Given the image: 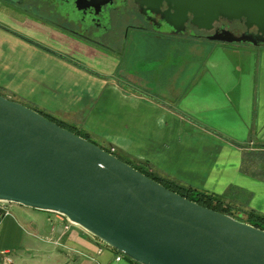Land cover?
I'll use <instances>...</instances> for the list:
<instances>
[{
    "label": "crops",
    "instance_id": "1",
    "mask_svg": "<svg viewBox=\"0 0 264 264\" xmlns=\"http://www.w3.org/2000/svg\"><path fill=\"white\" fill-rule=\"evenodd\" d=\"M154 41L170 48L133 53ZM179 43H128L126 57L0 0V89L133 164L264 215V44L197 38L186 69ZM118 253L63 217L0 215V264H134Z\"/></svg>",
    "mask_w": 264,
    "mask_h": 264
},
{
    "label": "water",
    "instance_id": "2",
    "mask_svg": "<svg viewBox=\"0 0 264 264\" xmlns=\"http://www.w3.org/2000/svg\"><path fill=\"white\" fill-rule=\"evenodd\" d=\"M161 0H157L159 2ZM198 28L255 27L208 39L264 44V0H165ZM0 202L54 212L137 264H264V230L202 206L115 154L0 94Z\"/></svg>",
    "mask_w": 264,
    "mask_h": 264
},
{
    "label": "flooded vegetation",
    "instance_id": "3",
    "mask_svg": "<svg viewBox=\"0 0 264 264\" xmlns=\"http://www.w3.org/2000/svg\"><path fill=\"white\" fill-rule=\"evenodd\" d=\"M9 7L45 20L90 44L122 51L125 45L151 38L174 39L184 35L206 38L227 30L235 36H255V27L246 29L243 22L219 19L211 29L198 28L191 15L179 26V14L165 0H4ZM240 29L234 32L231 27ZM264 38V36H263Z\"/></svg>",
    "mask_w": 264,
    "mask_h": 264
},
{
    "label": "rangeland",
    "instance_id": "4",
    "mask_svg": "<svg viewBox=\"0 0 264 264\" xmlns=\"http://www.w3.org/2000/svg\"><path fill=\"white\" fill-rule=\"evenodd\" d=\"M233 30H235L234 32L236 33H239V30L240 29H236L234 26L231 27ZM213 41V40H212ZM197 42V38L194 37V36H191V35H184V36H181L180 37V43H179V50L181 51L183 49V54H184V59H185V67L186 69H191L192 68V64H193V53L191 51V48L194 47L195 43ZM243 44V43H242ZM170 47H165V46H161V43H157L156 41L154 42H151L149 43L148 45H139V46H136L135 49L133 50V53H135L136 56H139V55H143L144 54V51L146 50L148 53H150L152 50L154 52H152V54H159L161 53L163 50H166V49H169ZM159 50V52H158ZM130 51H132V46H129V47H125V53L126 54V57L129 56L130 54ZM192 54V55H191ZM123 66L125 68L128 67V64L127 62L123 63ZM1 91L0 89V94L4 97H8L12 100H15L19 103H22L24 105H26L27 107H30V108H33L32 106H34L31 102L29 101H25V100H22L19 96L17 95H8L7 93ZM47 114H49L47 111L43 110V109H39ZM77 130H79L80 133L84 134L85 131L84 130H80V128H78ZM88 138L94 142L95 144L101 146V147H104L106 149H111V146L107 143H103L101 141V139H99V137L97 136H94V135H88ZM124 160L126 161H130L133 163L132 160H129L128 158L126 157H122ZM0 205H3L5 208H7L8 211L11 212V215L13 216L14 219L16 220H23V219H34L36 217H42L45 212L47 211H38V210H34V209H31V208H27V207H24L22 205H19V204H16V203H10V202H7V203H0ZM243 210V211H242ZM47 213H50V215H53L54 217H63V219L67 220L64 216L62 215H59L57 213H54V212H47ZM231 214L232 216H234L235 218H237L238 220H247V212H245V209L240 207L239 205L238 206H235L233 209H231ZM68 221V220H67ZM23 229L26 230L25 227H22ZM102 242V241H101ZM103 243V242H102ZM105 245V243H103ZM115 250V249H114Z\"/></svg>",
    "mask_w": 264,
    "mask_h": 264
},
{
    "label": "trees",
    "instance_id": "5",
    "mask_svg": "<svg viewBox=\"0 0 264 264\" xmlns=\"http://www.w3.org/2000/svg\"><path fill=\"white\" fill-rule=\"evenodd\" d=\"M35 110L40 112L41 114H43L44 116H46L50 120L56 122L58 125H60L64 128H67L70 131L74 132L75 134L80 135V136L90 140L88 138L87 133L82 134L75 127L66 124L65 122L57 119L56 117H54L50 114H47L41 110H38V109H35ZM102 148L105 149L106 151L110 152V153L115 154L118 158L129 163L134 168H136L139 171H141L142 173H144L146 176L158 181L159 183L164 185L166 188H168L174 192H177L178 194L182 195L183 197H186L187 199L192 200V201H194V202H196L202 206H205V207L211 208L213 210L232 215L231 214V207L225 204L224 199L222 197L215 195L213 193H208L206 191L199 190V189L192 187L190 185L182 184V183L175 181L173 179L162 177L156 173L151 172L146 167L145 163L140 162L138 164H133L130 161L128 162V161L124 160L121 156L117 155L112 149H106L104 147H102ZM247 219H248V221H247L248 223L264 230V215L256 213L253 210H251L247 213ZM130 261L134 264H137V263L133 262L132 260H130Z\"/></svg>",
    "mask_w": 264,
    "mask_h": 264
},
{
    "label": "built area",
    "instance_id": "6",
    "mask_svg": "<svg viewBox=\"0 0 264 264\" xmlns=\"http://www.w3.org/2000/svg\"><path fill=\"white\" fill-rule=\"evenodd\" d=\"M0 203L4 204V203H7V202H0ZM8 213H9V211L3 205H0V215H7ZM122 256L123 255L121 253H118V255H116L114 259L116 261H119V260H121ZM5 261L9 262L11 260H10V258L6 257Z\"/></svg>",
    "mask_w": 264,
    "mask_h": 264
}]
</instances>
